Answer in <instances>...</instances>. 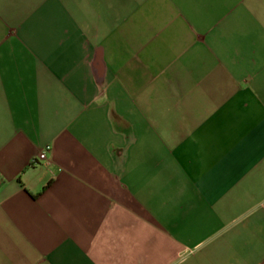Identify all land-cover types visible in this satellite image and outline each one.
Returning <instances> with one entry per match:
<instances>
[{
  "label": "crops",
  "instance_id": "1",
  "mask_svg": "<svg viewBox=\"0 0 264 264\" xmlns=\"http://www.w3.org/2000/svg\"><path fill=\"white\" fill-rule=\"evenodd\" d=\"M0 264H264V0H0Z\"/></svg>",
  "mask_w": 264,
  "mask_h": 264
},
{
  "label": "built area",
  "instance_id": "2",
  "mask_svg": "<svg viewBox=\"0 0 264 264\" xmlns=\"http://www.w3.org/2000/svg\"><path fill=\"white\" fill-rule=\"evenodd\" d=\"M51 150L50 146H47L45 150L41 151L34 159V162H44L47 161V152Z\"/></svg>",
  "mask_w": 264,
  "mask_h": 264
}]
</instances>
